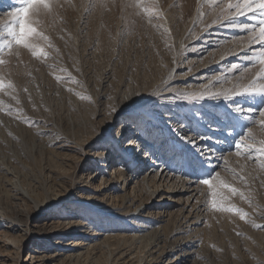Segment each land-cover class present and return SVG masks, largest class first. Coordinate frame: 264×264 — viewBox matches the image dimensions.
Here are the masks:
<instances>
[{"label": "rangeland", "instance_id": "1", "mask_svg": "<svg viewBox=\"0 0 264 264\" xmlns=\"http://www.w3.org/2000/svg\"><path fill=\"white\" fill-rule=\"evenodd\" d=\"M50 2L51 14L29 15L50 55L0 52V264L42 251L59 253L56 264H264V228L253 226L264 225V94L232 91L264 85V16H231L229 0ZM21 6L0 0V44ZM117 138L167 169L175 191L154 196L155 178ZM65 221L82 233L45 242Z\"/></svg>", "mask_w": 264, "mask_h": 264}, {"label": "snow or ice", "instance_id": "2", "mask_svg": "<svg viewBox=\"0 0 264 264\" xmlns=\"http://www.w3.org/2000/svg\"><path fill=\"white\" fill-rule=\"evenodd\" d=\"M21 7L14 8L13 11L8 13V16L18 22V30L15 27L9 28V35L12 37V40H5L3 44H0V52H3L5 48L12 49L13 43L15 45H23L24 48L29 49L31 55L36 58L47 57L50 55L49 52L45 50V48H55V45L52 43L49 36L45 35L42 31H38L35 26H33L29 22L30 13H34L36 15L40 14H51L56 5H53L50 0H19ZM135 6V5H133ZM92 5H85V11H91ZM228 9H234V12H231V16L237 15H245L248 12H256L259 11L262 16H264V0H237L236 3H232V0H229L227 4ZM261 27L259 30V40L261 43H264V20L261 21ZM34 36L37 40L43 41L45 47H41L35 43H29L28 37ZM256 39L255 36L249 39V43ZM57 54L59 53V49H55ZM12 56L19 57L18 51L10 52ZM260 63L264 65V52L259 54ZM46 62V61H45ZM5 60L0 59V64H4ZM30 75V73H29ZM259 78L264 79V68L260 70ZM59 79V77H57ZM234 95H242V94H264V85L259 87L254 86L253 84L244 87L242 91L239 93L236 92L235 89L232 90ZM212 95H219L218 93H213ZM227 98V97H225ZM239 110V109H237ZM115 111V109H113ZM261 116V125L264 126V111H260ZM129 143L135 144L137 143L135 140H130ZM264 144V141L261 142ZM239 147V145H238ZM239 154V153H237ZM218 175V174H217ZM202 184L212 186L213 179L210 177L205 178L201 181ZM227 187V185H225ZM233 193L236 192V189H232ZM241 198H243V194L241 193ZM212 207L216 208V201L213 200ZM246 213H243L241 210V219H244ZM253 226L256 228H264V225L255 224L253 222Z\"/></svg>", "mask_w": 264, "mask_h": 264}, {"label": "bare ground", "instance_id": "3", "mask_svg": "<svg viewBox=\"0 0 264 264\" xmlns=\"http://www.w3.org/2000/svg\"><path fill=\"white\" fill-rule=\"evenodd\" d=\"M110 135L111 134L109 132H107V133H104V134H101V135L97 136V138L98 139H103V138L108 137ZM114 142L121 149V151L123 152L124 157L126 158V160H128V157H130V158L132 157L131 159H135L136 160L135 161L136 162V167L137 168H142L144 170V174H145L144 179L145 180H148V179L150 180L152 178H155V181H154V196H155L156 193H159V195L161 193H163V192L171 194L172 192L175 191V188H173L174 182H170L169 173H168L167 169H165L164 167L158 168V163L155 160H151V161L149 160V162H147L148 156L145 155V154L136 155L135 156L136 158L133 157L132 154H130V152L132 150L131 149L132 145H130V146L127 145L126 146L125 144H123V142H119L118 138L116 140H114ZM98 155L100 157V154H97V156ZM101 155L103 156V153H101ZM114 158H117V157L116 156L108 157V159H106V160L109 161L110 163H113L114 162L113 161ZM121 171H123L122 168L119 171L115 170V173H118V172H119V174L122 173L118 177V180L122 182V181H124V179H123L124 177L122 176L124 174V172H121ZM135 182H136V184H134V188L137 189L138 188V182L137 181H135ZM128 183H129V181H125L124 182V187L121 186V188L124 189L125 186ZM162 187H163V189H162ZM134 188H132V189H134ZM135 191H137V190H135ZM173 198H174V196L170 197V199H173ZM120 213H122V212H120ZM124 213H126V212H124ZM79 226H82L80 222L77 223V222H73V221L52 223L51 225L47 226L42 231L41 237L44 238L45 242H48V241H50L52 239H55L57 237L66 236V234L69 231H73V233L81 234L82 231L80 230ZM70 234H72V233H70ZM93 235L97 237V236H100V235H103V234L101 232L96 231ZM107 238L108 237L106 236L103 239H107ZM96 241H99V238H96ZM99 243L101 245H103L102 243H104V241H100ZM69 244H70V246L72 244H74L73 247L76 249L80 244H82V242L80 243L78 241L77 242L73 241L72 243L71 242L67 243V245H69ZM39 245L41 247L40 249H42L41 245H43V243L39 244ZM88 249H90L91 251H94L96 249V247L93 245L92 247H88ZM35 252H38V251H35ZM38 253H41V252L39 251ZM58 255H59V253H56V254H53V255H49L46 251L45 252L42 251V253L39 254V255L38 254L37 255L30 254V256H29L30 258L29 259L26 258L25 261L28 262L27 264H56ZM83 256L84 255L75 252V253H71L70 255H67L65 257V259L77 260L78 261ZM176 257H178V256H176ZM147 258H148V256L146 254H143L141 257L138 258V263L143 261L144 259H147ZM152 258H153V256H152Z\"/></svg>", "mask_w": 264, "mask_h": 264}]
</instances>
